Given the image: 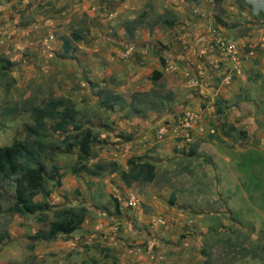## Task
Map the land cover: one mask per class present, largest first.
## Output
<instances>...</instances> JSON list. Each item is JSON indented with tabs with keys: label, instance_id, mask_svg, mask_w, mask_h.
<instances>
[{
	"label": "crops",
	"instance_id": "0c3cea01",
	"mask_svg": "<svg viewBox=\"0 0 264 264\" xmlns=\"http://www.w3.org/2000/svg\"><path fill=\"white\" fill-rule=\"evenodd\" d=\"M218 36L237 46L234 58L224 64L214 46ZM17 50H24L36 69V81L54 90L65 87L55 97L73 103L76 120L82 118L94 137L89 165H108L97 176L70 170L61 176L59 170L60 189L54 191L59 204L83 206L84 221L80 229L62 235L66 241L30 254L31 264H90L93 252L84 249L95 240L85 236L87 229L111 224L110 231L120 225L129 233L148 223L151 211L163 210L172 193L183 201L198 199L195 195L207 187L199 173L204 160L212 168L222 161L227 177L231 150L212 138L214 132L220 136L223 121L217 117L264 145V112L248 93L256 92L259 99L264 83V0H0V52ZM153 72L159 74L155 81ZM187 72L195 79L192 87ZM217 81L219 86L211 87ZM155 91L169 98L153 107L136 105V94ZM216 100L221 115L215 112ZM187 113L197 119L185 141L178 123ZM128 160L152 165L153 180L126 182L122 174L132 173ZM208 179L211 183L217 175ZM219 186L216 182L212 192L221 198L225 185ZM129 197L136 200L132 207ZM172 208L165 216L170 224H190ZM260 239L247 251L264 264Z\"/></svg>",
	"mask_w": 264,
	"mask_h": 264
},
{
	"label": "rangeland",
	"instance_id": "374dc122",
	"mask_svg": "<svg viewBox=\"0 0 264 264\" xmlns=\"http://www.w3.org/2000/svg\"><path fill=\"white\" fill-rule=\"evenodd\" d=\"M0 57L14 63L5 73H0V147H4L26 138L25 128L33 125V108L40 107L49 97L57 98L58 92L66 89L61 85V90H54L52 84L36 81V69L30 68L31 62L24 56V50L8 51L6 55L0 52ZM215 85L219 86L218 81L212 83L211 87ZM261 86L260 92L256 90L260 94L259 99L255 98L258 96L256 92L254 94L248 89V93L249 100L257 101L258 107L263 109L261 112H264V83ZM160 98L168 99L169 95L164 91H155L138 96L136 105L141 103L143 107H153L160 103ZM217 118L223 121L220 136L214 132L212 138L220 139L222 147L231 150L230 166H226L228 176H225L222 161L220 166L214 163L212 168L204 160L199 166V173L204 176L207 187L202 189L204 193L195 195L198 199L192 200V196H189L183 201L172 193L168 197V204L163 205L166 211H151L149 222L134 226L130 234L120 225L115 231H110L111 224L100 229H87L85 236L95 240L84 249L85 252H93L89 257L90 264H257L263 261L259 255L255 260L251 259L252 253L248 251L254 249L255 242L259 243L260 238H264V145L249 131L231 129L223 117ZM76 124L80 128L74 129V125H70L64 133L49 132L44 139L47 148L37 159L47 171L51 165H55L57 172L61 170V176H64L71 167L83 163L88 168L93 166L89 165L91 153L86 161L77 159L76 145L86 127L82 118L77 119ZM27 166L31 170L36 168L34 161ZM214 174L217 179L210 183L208 178ZM54 182L48 181L43 188L49 191L52 198L49 196L47 201L53 207L41 215L10 212L15 204V185L0 182V264H31L30 254L35 250H47L48 244L53 241H66V236L62 235L49 241L30 239L37 231L47 229L56 209L67 208L59 204L58 194L54 191L60 188ZM216 182L218 187L225 185L221 198L215 194ZM177 198L179 202L175 206ZM45 199L40 193L32 197L33 202H43ZM183 203L188 208H183ZM170 207L184 219L188 218L190 224H176L175 227L173 223L170 224L169 219L165 218ZM252 236L258 239L251 240Z\"/></svg>",
	"mask_w": 264,
	"mask_h": 264
},
{
	"label": "trees",
	"instance_id": "16d2710c",
	"mask_svg": "<svg viewBox=\"0 0 264 264\" xmlns=\"http://www.w3.org/2000/svg\"><path fill=\"white\" fill-rule=\"evenodd\" d=\"M75 39V38H74ZM68 41L63 40L64 51L68 49ZM13 62L0 57V73H5ZM159 77L157 72H153L151 80L155 81ZM153 93V92H151ZM150 93V94H151ZM147 94H136L146 96ZM137 101V100H136ZM216 114L221 115L218 107L220 100H216ZM138 102V101H137ZM77 113L74 110L73 103L63 97H49L38 108L32 110L33 125L26 127V138L18 143L13 142L9 146L0 147V182L13 183L15 185L14 199L15 204L10 208V212L15 214H37L41 215L44 211L50 209L46 201L33 202L32 197L40 193L44 198L49 191H44V185L50 181L59 186L60 174L58 168L51 165L48 171L45 166L38 161V157L43 154L47 148L44 139L49 132L64 133L68 126L74 125V129L80 128L76 124ZM48 121V124H46ZM231 129H234L231 127ZM94 141L92 132L86 128L77 142L78 161H86L91 153V143ZM24 160L23 165L21 164ZM34 161L36 168L31 170L27 164ZM128 165L132 167V173L122 174L123 179L127 181H136L140 183H149L154 178V167L148 163H138L134 160H128ZM107 164H95L88 168L85 163L78 167H71L72 174L84 173L89 176H97L105 171ZM113 170L115 168H112ZM15 176H17L15 178ZM86 209L83 206L76 208H58L53 213V220L48 224L46 230H39L30 237L32 241H49L58 235H69L78 230L84 221ZM40 220V218H39Z\"/></svg>",
	"mask_w": 264,
	"mask_h": 264
},
{
	"label": "built area",
	"instance_id": "2783aa9c",
	"mask_svg": "<svg viewBox=\"0 0 264 264\" xmlns=\"http://www.w3.org/2000/svg\"><path fill=\"white\" fill-rule=\"evenodd\" d=\"M215 50L218 54V59L220 64H224L225 61L231 60L234 58L236 52H237V46L235 42L229 41L227 39H224L223 37H217L215 39ZM129 53V49L126 50L125 54ZM168 69H172L171 66H168ZM187 77V82L190 87L194 86L195 84V79L186 73ZM197 116L195 114H182L179 117V123H178V128L181 131L182 134V139L185 141L190 140L191 138V132H192V127L194 126L196 122ZM163 130L161 129L158 131V137L162 134ZM136 203V200L134 198H129L127 201V206L132 207ZM160 220H158L159 222Z\"/></svg>",
	"mask_w": 264,
	"mask_h": 264
}]
</instances>
